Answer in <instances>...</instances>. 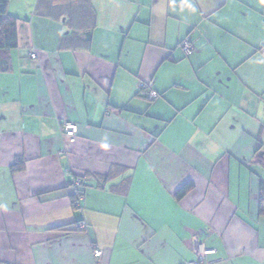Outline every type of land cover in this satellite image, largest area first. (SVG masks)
I'll return each instance as SVG.
<instances>
[{"label":"crops","instance_id":"crops-1","mask_svg":"<svg viewBox=\"0 0 264 264\" xmlns=\"http://www.w3.org/2000/svg\"><path fill=\"white\" fill-rule=\"evenodd\" d=\"M7 13L0 264H183L194 235L216 250L203 264H264V0H8Z\"/></svg>","mask_w":264,"mask_h":264},{"label":"built area","instance_id":"built-area-1","mask_svg":"<svg viewBox=\"0 0 264 264\" xmlns=\"http://www.w3.org/2000/svg\"><path fill=\"white\" fill-rule=\"evenodd\" d=\"M179 48L182 54L187 55L192 52L194 46L190 41L189 37L183 38L179 43ZM32 58H35V52L30 54ZM138 90L149 99L153 100L158 96V92L155 91L152 87L151 82H139L137 84ZM60 130L63 136H65L69 142H74L78 132V124L71 120H63L60 125ZM72 184L79 186L81 184L80 176H74L71 181ZM82 195L75 202L76 206L79 205V201ZM80 228H84L85 224L83 222L79 223ZM192 251L194 254L193 259L185 261L183 264H203L207 261V256L214 253L216 250L214 248L206 247L201 241L198 240L197 236H192ZM92 253L96 260H98L103 251L100 247L95 244H92ZM97 264V262L95 263Z\"/></svg>","mask_w":264,"mask_h":264},{"label":"trees","instance_id":"trees-1","mask_svg":"<svg viewBox=\"0 0 264 264\" xmlns=\"http://www.w3.org/2000/svg\"><path fill=\"white\" fill-rule=\"evenodd\" d=\"M7 6H8V0H0V50L13 48L17 44V38H16L17 18L7 13ZM14 166L16 167H14L13 170L20 169L22 166L21 161L19 159L16 160ZM80 178H81V184L79 186H76L70 182V185L73 187L74 190L71 201L74 207H76L75 202L77 201V199L81 195L83 196L86 178L85 176H80ZM189 188H190L189 184L183 186L180 189L178 196H181L184 193H186V191Z\"/></svg>","mask_w":264,"mask_h":264}]
</instances>
